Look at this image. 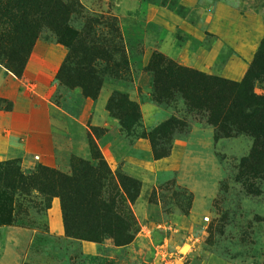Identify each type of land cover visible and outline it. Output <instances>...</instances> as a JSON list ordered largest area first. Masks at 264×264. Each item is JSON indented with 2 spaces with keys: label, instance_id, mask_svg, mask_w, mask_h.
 Listing matches in <instances>:
<instances>
[{
  "label": "rangeland",
  "instance_id": "obj_1",
  "mask_svg": "<svg viewBox=\"0 0 264 264\" xmlns=\"http://www.w3.org/2000/svg\"><path fill=\"white\" fill-rule=\"evenodd\" d=\"M50 4L66 14L60 32L37 12ZM22 12L35 36L18 75L0 64L15 82L4 85L13 99L0 96V163L13 161L24 174L37 164L69 173L73 159L93 164L99 154L110 171L106 186L119 188L117 175L139 182L129 202L138 230L122 246L110 238L88 241L66 235L60 214L62 231L54 233L43 200L36 212V193L20 192L11 203L13 221L0 223V264H264V172L240 163L250 137L214 139L206 112L179 94L155 101L147 69L159 54L239 81L264 35V0H0L6 47ZM75 64L100 80L93 95L68 73ZM253 90L264 87L255 81ZM115 92L123 100L110 102ZM126 102L137 106L136 121ZM171 120L186 126H161ZM149 133L156 152L167 155L153 158ZM173 144L180 147L171 154Z\"/></svg>",
  "mask_w": 264,
  "mask_h": 264
},
{
  "label": "trees",
  "instance_id": "obj_2",
  "mask_svg": "<svg viewBox=\"0 0 264 264\" xmlns=\"http://www.w3.org/2000/svg\"><path fill=\"white\" fill-rule=\"evenodd\" d=\"M37 12L46 17L47 23L55 31L64 29L66 14L55 4H50L47 10L39 9ZM26 14L22 12L12 23L16 35L10 39V44L6 47L0 42V64L14 75L21 72L35 36V26L32 27L27 22ZM70 52L69 60L75 56L71 46ZM147 69L152 74V97L155 101L162 102L173 94H179L185 105L206 112V121L214 129V139L233 133L249 136L250 149L241 158V166L247 171L264 172V92L256 93L253 90L255 81L264 87V35L239 81L205 74L164 59L159 54L150 58ZM62 70L64 65L56 72L57 79H60ZM67 70L68 73L72 72L76 84L87 94H94L100 83L96 75L84 73V69L76 64L72 70ZM124 97L115 92L110 102H116L118 98L123 100ZM127 104L134 109L131 120L136 121L139 116L137 106L130 102ZM171 123L173 127L186 126L183 121L178 120L162 123L161 126L167 127ZM146 136L152 146V134ZM152 149L154 159L167 155L166 151L156 152L153 146ZM94 157L96 162L93 164L83 159H73L69 173L37 164L31 174H24L13 161L5 160L0 163V188L8 190L0 194V223L13 221L10 208L14 195L18 197L20 192L34 191L40 199L32 206L36 212L42 200V209L46 210L51 198H58L66 235L93 242L110 238L116 246L129 243L138 230L129 202L137 195L139 182L125 175H117L119 188L108 181L106 186L105 181L110 179V171L99 154ZM96 264L110 263L100 259Z\"/></svg>",
  "mask_w": 264,
  "mask_h": 264
},
{
  "label": "crops",
  "instance_id": "obj_3",
  "mask_svg": "<svg viewBox=\"0 0 264 264\" xmlns=\"http://www.w3.org/2000/svg\"><path fill=\"white\" fill-rule=\"evenodd\" d=\"M241 71H242V69H239L236 72L237 76L241 75ZM6 81H9L10 83H15L14 80L10 76L6 75L3 72H0V96L7 97V95H8L11 99H13V96L11 94H9L10 91H7V89L4 87V85L6 84ZM4 120L5 119L3 117L2 118L0 117V158L4 157L6 154L5 153V151H6L5 143L6 142H5V138L2 134L3 126L6 125ZM193 129L190 132V136L193 135ZM178 147H180V145L173 144L172 149H171V152H172L171 154H173ZM191 191L194 193L193 188H191ZM46 215H47L48 226H49L50 231H52L54 233H61L62 228H61V225L59 223V219H60L59 202H58V199L56 197H53L50 200V205L46 210Z\"/></svg>",
  "mask_w": 264,
  "mask_h": 264
}]
</instances>
